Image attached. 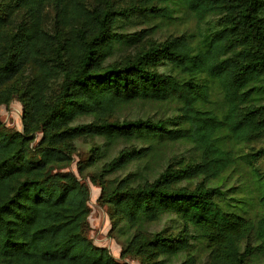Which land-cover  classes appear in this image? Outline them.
Returning <instances> with one entry per match:
<instances>
[{
    "label": "trees",
    "instance_id": "1",
    "mask_svg": "<svg viewBox=\"0 0 264 264\" xmlns=\"http://www.w3.org/2000/svg\"><path fill=\"white\" fill-rule=\"evenodd\" d=\"M135 12L188 15L195 30L106 62L141 39L117 30ZM16 93L23 130L0 118V264H130L85 232L91 189L69 170L81 137L104 143L80 172L126 143L95 171L122 258L194 264L201 243L209 264H257L241 243L264 249V147L243 144L264 138V0H0V105ZM137 102L174 112L119 118Z\"/></svg>",
    "mask_w": 264,
    "mask_h": 264
},
{
    "label": "rangeland",
    "instance_id": "2",
    "mask_svg": "<svg viewBox=\"0 0 264 264\" xmlns=\"http://www.w3.org/2000/svg\"><path fill=\"white\" fill-rule=\"evenodd\" d=\"M125 5L131 4L133 0H122ZM48 26L50 30L54 32V9L49 8L47 12ZM18 20L17 16L15 18ZM195 21L188 15L183 17H178L175 19H163L159 16L148 15L143 12H135L126 18H122L117 23V30L130 33H138L142 37L138 42L125 43L119 45L116 49L117 51L109 56L106 62L120 59L126 55L135 54L144 45H149L150 42H160L164 41L171 35L188 33L195 30ZM30 72V70H29ZM28 77L21 81V83L26 82ZM22 91V90H21ZM215 95L212 96V100ZM174 104H165L158 102H137L128 105L120 114L119 118H134V117H150L153 119H162L174 112ZM24 113L23 102L20 98V94L16 93L13 99L7 104L0 105V118L3 123L12 130L22 131L23 121L22 116ZM86 120H91V117H86ZM40 137V136H39ZM38 137V138H39ZM104 143L103 138H77L73 141V161L69 167V170L74 171L80 178L90 186L91 195L89 199V214L86 219L85 232L91 237L97 245L106 246L109 248L111 253L120 260L129 262L130 264H142L141 260L137 256L128 255L125 258L121 257V249L123 242V236L120 234L118 228L113 226V208L110 205L103 203L99 198L101 194V186L95 175V171L99 170L100 165L104 159L108 160V157H112L118 153V151L125 146V142H117L111 146L108 150L107 156L102 159V162L92 165L87 164L83 168V171H79L80 163L86 164L90 158L93 156V147L97 144L101 145ZM245 151H250L251 148L254 150L264 147V138L256 139L250 143L243 144ZM170 153L174 155H184L190 154V149L184 144H177L169 147ZM255 165L259 167L261 171H264V156L255 161ZM135 165L129 166L127 170L119 172L118 177H123L127 171L134 169ZM241 181L237 178H232L230 183L236 184L237 186H243L242 192L253 191L254 186L247 183V185L241 184ZM241 184V185H240ZM240 192V191H239ZM241 192V193H242ZM239 193V194H241ZM172 223L166 221V223H159L155 225L156 230H161L162 228L168 226L170 227ZM247 244L254 246L255 249L251 253V260L257 264L264 263V249L257 247V242L254 240L244 239L241 243V248L244 249ZM196 247L199 248L196 261L194 264H209L208 262V252L204 249L201 243H197Z\"/></svg>",
    "mask_w": 264,
    "mask_h": 264
}]
</instances>
